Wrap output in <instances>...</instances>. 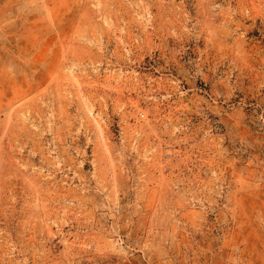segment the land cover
I'll return each mask as SVG.
<instances>
[{"label":"rangeland","instance_id":"374dc122","mask_svg":"<svg viewBox=\"0 0 264 264\" xmlns=\"http://www.w3.org/2000/svg\"><path fill=\"white\" fill-rule=\"evenodd\" d=\"M0 264H264V0H0Z\"/></svg>","mask_w":264,"mask_h":264}]
</instances>
